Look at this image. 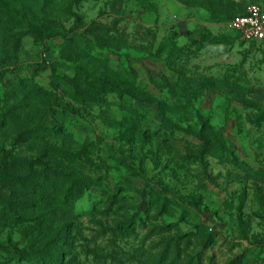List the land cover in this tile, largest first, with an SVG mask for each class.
<instances>
[{
	"label": "rangeland",
	"instance_id": "374dc122",
	"mask_svg": "<svg viewBox=\"0 0 264 264\" xmlns=\"http://www.w3.org/2000/svg\"><path fill=\"white\" fill-rule=\"evenodd\" d=\"M165 2L0 0V264H264V40Z\"/></svg>",
	"mask_w": 264,
	"mask_h": 264
},
{
	"label": "trees",
	"instance_id": "16d2710c",
	"mask_svg": "<svg viewBox=\"0 0 264 264\" xmlns=\"http://www.w3.org/2000/svg\"><path fill=\"white\" fill-rule=\"evenodd\" d=\"M250 1L252 0H200L199 4H196L195 7L200 8L204 11H206L210 19L213 21H231L235 19L238 16L241 15H236L238 11L241 10V8L244 5H247ZM246 13L242 14L245 15ZM133 139V138H132ZM134 140V139H133ZM127 191L128 189H124ZM124 197L121 196V201L124 204ZM64 206L68 205V199L66 198L63 202ZM151 206H154L151 205ZM126 208V205H121V211ZM164 208V207H163ZM133 215V214H132ZM137 220L136 215L134 216H128L124 219L123 222H121V226L117 229L118 231L124 232V230L129 226L133 225L135 221ZM185 235H179L176 238V243L175 242H170L167 244V246H175L174 251L172 252L171 247H167L164 249L163 252L159 254V258L155 260V264H185V261L182 259L181 255V241L185 239ZM60 242V238L58 236L52 237L50 240L45 242V246H55ZM49 252V251H48ZM172 253V257H171ZM49 253H47V256ZM57 263V259L49 255V258L43 259L40 264H55Z\"/></svg>",
	"mask_w": 264,
	"mask_h": 264
},
{
	"label": "built area",
	"instance_id": "2783aa9c",
	"mask_svg": "<svg viewBox=\"0 0 264 264\" xmlns=\"http://www.w3.org/2000/svg\"><path fill=\"white\" fill-rule=\"evenodd\" d=\"M229 26L246 42L264 40V7L256 4L249 6L246 14L231 20Z\"/></svg>",
	"mask_w": 264,
	"mask_h": 264
},
{
	"label": "crops",
	"instance_id": "0c3cea01",
	"mask_svg": "<svg viewBox=\"0 0 264 264\" xmlns=\"http://www.w3.org/2000/svg\"><path fill=\"white\" fill-rule=\"evenodd\" d=\"M165 5L171 15L185 19L189 27L198 26L197 24H201L202 22L206 23V21L210 19L206 11L197 7L186 6L178 0H166Z\"/></svg>",
	"mask_w": 264,
	"mask_h": 264
}]
</instances>
